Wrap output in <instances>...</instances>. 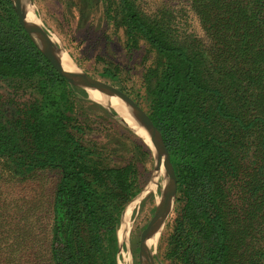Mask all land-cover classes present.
Wrapping results in <instances>:
<instances>
[{"label":"trees","instance_id":"obj_1","mask_svg":"<svg viewBox=\"0 0 264 264\" xmlns=\"http://www.w3.org/2000/svg\"><path fill=\"white\" fill-rule=\"evenodd\" d=\"M100 1L129 51L144 43L155 54L140 95L176 178L160 256L264 264V0ZM100 75L119 80L110 69ZM0 79L12 109L0 112L3 169L59 175L43 215L47 262L0 240V264H116L119 211L139 190L137 166L103 164L99 147L84 143L94 129L80 111L92 103L36 45L12 0H0Z\"/></svg>","mask_w":264,"mask_h":264},{"label":"rangeland","instance_id":"obj_2","mask_svg":"<svg viewBox=\"0 0 264 264\" xmlns=\"http://www.w3.org/2000/svg\"><path fill=\"white\" fill-rule=\"evenodd\" d=\"M32 1L34 12L44 31L49 37H55L54 45L68 54L77 67V73L85 74L96 82L120 91L147 114V100L140 95L143 92L140 83L145 65L154 59L153 51L144 43H140L138 49L129 51L126 48L124 29L120 27L115 30L107 22L100 0ZM180 1L183 0H150L153 3L169 4H177ZM191 23L201 34L198 23L193 19ZM105 69L114 71L118 82L101 76L100 73ZM71 84L81 89L78 91L81 100L92 103L85 105V110L83 108L80 111L81 117L88 119L94 129L83 137L84 143L99 147V160L103 164L121 165L133 161L138 169L139 190L119 211L115 234L116 264H150L147 248L152 254L154 264H172L162 259L158 248L168 220L175 215V204L166 218L161 220L162 225L155 242H146L150 228L144 234L142 254L141 238L156 214L159 190H152L140 198L131 210V226L127 236L122 240L118 235L124 210L145 188L154 173L155 159L151 148L123 121L114 105L92 96V89L99 93L108 92L107 89L84 83ZM9 90L8 83L0 79V112L5 117L12 115V109L5 105L3 99ZM3 166L0 161V240L14 244L24 243L34 259L47 262L48 241L43 229V215L51 205L58 172L44 169L29 174L12 175L13 173L6 172ZM166 176L170 184L167 173Z\"/></svg>","mask_w":264,"mask_h":264},{"label":"bare ground","instance_id":"obj_3","mask_svg":"<svg viewBox=\"0 0 264 264\" xmlns=\"http://www.w3.org/2000/svg\"><path fill=\"white\" fill-rule=\"evenodd\" d=\"M22 10L26 13V24L31 30L32 34L35 36L39 35L38 25H42L40 19L34 12V3L32 0H14ZM55 37L51 36L49 38L52 51H53V61L56 66L62 69L67 74H74L77 70V67L73 64L68 54L54 45ZM92 96L96 99L102 100L104 103L109 102L115 106L118 110L120 116L123 121L129 124V126L139 135L151 148L154 159H155V169L152 175V178L149 180L145 188L139 193V195L129 204L123 212L121 224L118 227V235L120 239H124L131 226V210L137 204L141 197L150 193V191L159 190V194L157 197V208L159 212H164L168 205L170 204L172 198V188H171V180L170 184L167 180L166 173V163L165 156L166 152L164 146L158 136L157 130L150 125L138 112L133 105L126 99H124L121 95L115 93L104 92L99 93L97 90H91ZM169 176V174H168ZM170 179V177H169ZM162 225L161 219L157 220L155 224H153L146 235V242L151 244L155 242L158 233L160 231V227ZM145 264V263H144Z\"/></svg>","mask_w":264,"mask_h":264},{"label":"water","instance_id":"obj_4","mask_svg":"<svg viewBox=\"0 0 264 264\" xmlns=\"http://www.w3.org/2000/svg\"><path fill=\"white\" fill-rule=\"evenodd\" d=\"M13 6L18 14V19L21 23V25L25 28V30L29 33V35L31 36V38L33 39V41L36 43V45L42 50V52L46 55V57L51 61V63L54 65V67L70 82V83H84V84H89V85H94V86H100L104 89H107L106 91H108L109 93H115V94H119L121 95L124 99L128 100L133 107L141 113V115L143 116V118L150 124L152 125L158 133V136L164 146L165 152H166V156H165V163H166V168H167V172L169 174L170 180H171V188H172V198L170 201V204L168 205V208L164 211V212H159L158 208L156 207V214L153 218V220L151 221L150 225L148 226V228L144 231L143 235H142V254L144 252V248H143V238H144V234L147 232V230L156 223L157 220L161 219L163 221L164 218H166V216L169 214L173 204H174V200H175V195H176V178L174 175V170L173 167L171 165L170 162V158H169V153L165 147V144L162 140L161 134L158 131V129L153 125L152 121L150 120V118L148 117V115L135 103L133 102L130 98H128L127 96H125L123 93H121L118 90H115L109 86H106L102 83L96 82L95 80H93L92 78H90L89 76L85 75V74H81V73H77L75 72L74 74H67L65 73L62 69H60L58 66L55 65L54 61H53V51H52V47L49 41V36L47 35V33L44 31V28L42 25H38V32L39 35L35 36L32 34L31 30L29 29L28 25L26 24L25 20H26V13L22 10V8L19 6L18 3H16L14 0H12ZM148 252L150 254L149 257V262L150 264H154L152 261V254L149 251Z\"/></svg>","mask_w":264,"mask_h":264}]
</instances>
